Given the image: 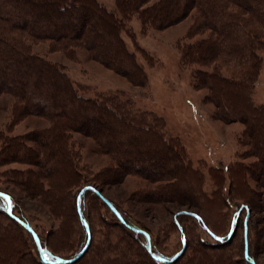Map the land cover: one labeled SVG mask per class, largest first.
<instances>
[{
    "label": "trees",
    "instance_id": "obj_1",
    "mask_svg": "<svg viewBox=\"0 0 264 264\" xmlns=\"http://www.w3.org/2000/svg\"><path fill=\"white\" fill-rule=\"evenodd\" d=\"M191 14L192 24L183 39L192 40L180 43L181 62L198 66L212 64L211 71L201 67L195 69L191 74L193 82L208 87L212 100L217 106L227 108L225 110L231 114L232 120L246 115L261 116V108L254 106L249 96L258 75V52L264 51V0H114L113 9L106 8L97 0H0V97L10 95L22 102L11 107L13 115L18 116L17 113L22 111L19 115L44 116L56 125L46 128L40 133L41 136L33 137L38 144L36 148L24 149L19 144V138H6L7 141H3L6 150L0 155V161L16 162L19 161L18 155L21 156L22 162L30 166L23 171L25 186L29 191L37 192V196L51 195V189L59 185V181H55L59 176L63 178L62 185L75 179V182L83 179L89 181L77 185L75 189L73 187L68 193L70 200L65 201L59 229L52 234L56 243H60L59 249L50 246L44 236L30 225L26 216L15 208V201L7 209L1 195L9 199H13V196L0 189V211L28 234L36 250V264H90L91 260L87 262L83 257L91 245L90 251L98 259L91 264H229L226 259L225 262L219 257H206L201 250L186 254L191 241L183 218H191L204 234L215 241L209 246L215 247L227 243L240 227L238 251L241 262L264 264L255 259L259 250L264 251V216L261 221L253 220L257 225L262 224L260 229L254 225V239L252 232L250 238L249 227L250 215L258 214L257 208L264 212V193L259 199H253L249 195L255 190L248 194L247 187L248 180L256 183L261 175V179H264V169L255 168L257 161H261L264 167L262 148L253 144L255 155L250 156L255 157V161L250 163V169H244L246 165L241 163L229 166L227 171L208 166L206 172L213 189L205 194L200 179L203 173L190 163L181 141L167 137L160 128L163 124L153 122L158 119L148 116L152 121H142L140 116H132L131 113H135L133 102L129 97H120L122 93L101 94L97 98L84 96L62 65L49 61L31 48L34 42L44 40L49 41L51 47L69 54H74L75 48H81L92 59L125 77L132 85H143L146 80L142 67L136 61L135 52L127 48L124 37L132 41L136 52L142 57L148 60L149 57L135 44L127 22L135 16L141 30H161ZM204 33L205 37H195ZM223 68L227 74L220 72ZM114 123H119L114 133L117 137L123 135L121 129L124 126L135 127L123 135L119 145L112 143L116 138L97 133L100 127L106 128ZM71 129L96 139L100 147L93 149L114 158L115 165L107 167L98 181L95 177L89 179L80 175L79 161L76 160L79 158L78 147L73 145L68 134ZM138 134L151 135L153 139H150V144H142V141H138ZM244 134L247 138L250 136L248 139L252 142H261L264 138L251 128ZM155 141L159 144L155 145ZM42 143L45 144L43 148L40 147ZM18 146L21 152L25 151V155L18 153ZM130 160L137 163L133 166L123 165ZM171 162L178 170L176 175L175 170L166 165ZM36 164L37 170L32 168ZM129 172L147 178L149 182L167 179L153 190L152 195L144 193L138 196L139 199L151 203L182 204L187 196L182 194L180 182L183 183L182 187H187L189 193L186 194L193 197L197 211L180 209L173 215L172 222L179 233V246L172 252L159 249L147 226L134 224L118 204L101 192L100 185L107 184L108 179L117 182ZM227 175L228 184L224 185ZM49 180L51 185L47 183ZM258 184L264 186L262 182ZM56 194L54 192L51 199L54 207L64 201ZM230 198L234 205L230 203ZM228 206H234V209L226 226ZM108 212L114 222L129 234L132 233L133 237L141 236L142 261L130 249L125 246L121 248L119 242L107 252L100 251L99 242L94 244L96 237L101 238L108 227H113V221L107 217ZM73 224L79 226L78 237H75L77 233L73 230ZM108 233L104 241L117 232L113 228ZM70 240L73 242L69 243ZM194 241L201 242L202 237L198 236ZM0 242V264L24 263L23 253L12 239L6 238ZM37 243L51 254L52 260L43 259ZM67 243L71 245V252L62 256L58 251H66L64 245Z\"/></svg>",
    "mask_w": 264,
    "mask_h": 264
},
{
    "label": "rangeland",
    "instance_id": "obj_2",
    "mask_svg": "<svg viewBox=\"0 0 264 264\" xmlns=\"http://www.w3.org/2000/svg\"><path fill=\"white\" fill-rule=\"evenodd\" d=\"M97 1L108 9L114 8V0ZM192 17L191 14L185 19L161 30H141L140 22L135 16L127 22L130 31L133 33L135 44L149 57V60L144 56L143 58L140 53L136 52V47L132 41L128 37H124L127 48L135 52L136 61L141 65L145 76V84L138 86L132 85L125 77L105 67L99 61L92 59L84 49L75 48L74 54H69L51 47L52 45L47 40L34 42L31 48L49 61L62 65L70 80L76 84L84 96L97 98L101 94L122 93L120 97H129L133 102L135 113H131L132 116H140L142 121L150 120L148 116L158 119V121L153 122L163 124V126L160 125V128H163L167 137L179 139L183 144L190 163L201 170L203 173L202 178H200L202 188L205 194H209L212 192L213 183L206 172L208 166H218L222 170L227 171L229 166L241 163L246 165L244 169H250V163L255 161V157L250 156L251 154L255 155V152H253L254 145L264 150V138L261 142H252L248 139L250 136L247 138L244 134L248 128H251L256 134H261L264 137V51L258 52L260 56L258 75L251 87L249 96L251 103L261 108L262 114L261 116L246 115L245 117L232 120L230 118L231 114L225 110L227 108L217 106L214 100H212L213 97L210 89L192 80L191 74L195 69L201 67L203 70L211 71L212 64L198 66L195 63L181 62L179 46L185 40L183 37L187 34L192 24ZM205 36L206 33L195 37L200 38ZM191 40L186 39L185 41ZM220 72L222 74L226 73L224 68ZM15 103L16 105L22 104V102L10 95H1L0 97L1 156L6 150V144L3 143L4 140L7 141L6 138H19V144L23 145L24 149L30 147L36 148L38 144L36 140H33V137L35 139L36 136H41L40 133H43L46 128L56 126L52 124L54 121L52 122L44 116L19 115L22 111L17 113L18 116L13 115L14 111H12L11 107ZM118 124L114 123L110 126L108 125L109 127L106 128L100 127L97 133L116 138L112 143L119 145L122 142L121 138L123 135H127L135 127L133 125L124 126V129H121V131H124L122 132L123 135L117 137L114 133L119 126ZM111 131L113 132L111 133ZM68 134L74 143L73 145L78 147L79 158L76 160L77 162L79 161L78 169L81 171L80 175L87 176L89 179L95 177L98 181L104 175L107 167L115 165L113 157L93 149L100 147V145L97 146L98 141L96 139L85 137L72 129L68 131ZM137 137L139 138L138 141L143 142L142 144H150V139H153L151 135L147 134H138ZM154 144L157 145L159 142L155 141ZM44 146V143L40 145L41 148ZM17 151H19V154L25 155V151L21 152L19 146L17 147ZM18 157L19 161L16 162L0 161V189L9 192L13 196V199L8 198L9 205L11 206L15 201V208L26 216L30 225L44 236L50 246L59 249L58 245L60 243H56V239L52 234L59 229L58 226L61 223V214L62 212L64 213L65 201L70 200L68 193H70L73 187L75 189L77 185L89 181L83 179L75 182V179L74 182L71 181L67 185H62L61 181L63 178L59 176L55 178V181H59V185L55 186V189H51V195L37 196V192L29 191L25 186L26 177L23 171H26L30 166L22 162L21 156L18 155ZM136 163L137 161L130 160L129 163L124 162L123 165L129 164L128 166H133ZM166 165L168 168L172 167L175 170L174 175L178 173L172 162ZM261 165V161H257L255 168L263 170L264 167ZM32 168L37 170V164L32 166ZM228 177L229 175L225 178L224 185L228 184ZM148 180L129 172L124 174L122 179L117 182L108 179V183L100 185L99 188L106 197L121 207L129 219L134 221V224H143L150 229L154 242L159 249L170 253L179 246V233L173 225V215L180 209L197 211L194 207L195 201L191 194H186L189 193L188 189L187 187H182L183 183L181 182V185L179 183L181 188L178 187L182 190V194L187 196V200H182V204L168 202L165 204L151 203L145 199H139L138 196H142L144 193L152 195L156 187L167 181V179L156 180L154 182H149ZM247 182L248 194H250L251 190H255L249 196L253 199H259L261 194L264 193V186L255 184L250 180ZM261 182L264 183V180L262 179ZM47 183L51 185V180L47 181ZM54 192L57 193L56 195H60L62 200L64 199L62 204L60 201L55 207L51 204ZM257 195L258 197H256ZM1 198L3 204L7 205L5 196L1 195ZM230 203L232 205L235 204L231 198ZM233 209L234 206L231 208L228 206L226 226L230 212ZM257 210L259 211L258 214L250 215L249 227L250 238L252 232V239L255 237L253 228L257 227L260 229L262 225L253 223V220L256 221L258 219V221H261L264 216L263 211L260 212L258 208ZM107 217H110L109 212L107 213ZM109 220L113 221L111 223L113 227H108L101 238L96 237L94 244L99 242L98 244L102 248L100 251L107 252L114 244L119 242L121 248L125 246L130 249L135 256L137 255V259L142 261V257L144 256L139 243V240H142L141 236L135 238L132 236V233L129 234L119 223L114 222L112 217ZM182 222L186 226V231H188L191 241L189 248L185 252L186 254L192 250H201L206 257L226 259L229 264H243L238 251V244L241 242L240 227L229 238L227 243L223 245L218 244L215 247L209 246L210 244H215V241L204 234L191 218L185 220L183 218ZM113 228L116 229L117 233L109 235L108 240L104 241L106 233ZM78 229L79 226L73 224V230L77 233L75 237L79 236ZM50 231L51 234H49ZM198 236L202 237L201 242L194 241ZM6 238L12 239L23 253V257L25 258L23 264L37 263L36 250L28 234L0 211V241H4ZM70 242L73 241L70 240ZM69 243L64 245L66 247V251L62 250L64 252L53 249L58 251L62 256H67L71 252L69 251L71 246ZM90 250L84 255L83 259H86L87 262L90 259L91 263H95L98 259L93 257L94 255ZM43 253L41 254L43 259L52 260V256L47 250H43ZM256 258L259 259L258 261L264 263V251L259 250V254L255 255ZM226 260L224 261L226 262Z\"/></svg>",
    "mask_w": 264,
    "mask_h": 264
},
{
    "label": "water",
    "instance_id": "obj_3",
    "mask_svg": "<svg viewBox=\"0 0 264 264\" xmlns=\"http://www.w3.org/2000/svg\"><path fill=\"white\" fill-rule=\"evenodd\" d=\"M5 198H6V200H7V201H6V202H7V205H6V204H5V205H6L7 209L9 210V208H10V205H9V202H8V198H9V197H8V196H5ZM36 242H37V239H36ZM37 244H38V243H37ZM38 251H39L41 254H44V253H43V249L39 246V244H38ZM83 251H84V249L79 253V255L82 254ZM56 261H57V262H63V260H56Z\"/></svg>",
    "mask_w": 264,
    "mask_h": 264
},
{
    "label": "flooded vegetation",
    "instance_id": "obj_4",
    "mask_svg": "<svg viewBox=\"0 0 264 264\" xmlns=\"http://www.w3.org/2000/svg\"><path fill=\"white\" fill-rule=\"evenodd\" d=\"M215 167H218V166H215ZM218 168H220V167H218ZM224 173H225V175H226V172H224ZM261 177H262V175L260 176V178H259L260 180H259L258 182H261V180H262ZM263 180H264V179H263ZM258 182H256V183L254 182V183H255V184H258ZM231 185H232V183H231ZM232 186H233V185H232Z\"/></svg>",
    "mask_w": 264,
    "mask_h": 264
}]
</instances>
